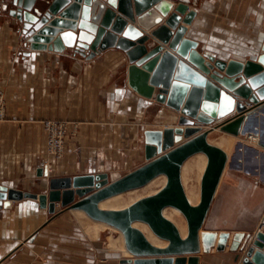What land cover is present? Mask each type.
Segmentation results:
<instances>
[{
    "label": "crops",
    "instance_id": "0c3cea01",
    "mask_svg": "<svg viewBox=\"0 0 264 264\" xmlns=\"http://www.w3.org/2000/svg\"><path fill=\"white\" fill-rule=\"evenodd\" d=\"M11 8V0H0V185L22 195L10 205L5 204L9 199L0 200V264H120L131 255L112 248L125 244L119 229L104 221L89 223L85 211L64 207L61 201L51 212L49 201L42 204L40 196L48 194L52 177L107 172L116 179L147 161L145 131L176 126L159 116L178 115L150 96L148 77L157 60L151 69L135 64L131 70L126 53L116 47L92 59L49 50L44 43L33 47ZM191 8L196 12L192 23L181 24L201 52L240 61L264 53V0H197ZM47 120L72 127L60 158L49 152ZM244 130L257 136L250 138L255 144L234 153L226 150L229 161L201 230L217 238L209 251L202 246L198 264H241L245 250L230 248L236 234L264 230V103L247 113ZM184 164L183 184L197 204L207 156ZM224 221L234 223L221 225ZM107 228L112 230L108 241L101 240L100 232ZM223 232L230 235L226 248L218 250Z\"/></svg>",
    "mask_w": 264,
    "mask_h": 264
},
{
    "label": "water",
    "instance_id": "95a60500",
    "mask_svg": "<svg viewBox=\"0 0 264 264\" xmlns=\"http://www.w3.org/2000/svg\"><path fill=\"white\" fill-rule=\"evenodd\" d=\"M11 2L10 14L33 47L44 43L49 50H69L87 59L116 47L126 53L131 70L135 64L151 69L157 60L148 77L150 96L178 113L176 126L145 131L147 161L142 165L116 179L107 172L52 177L48 194L40 196L41 203L49 201L54 212L56 202L61 201L64 207L82 209L91 218L121 230L131 256L123 257L120 264H198L202 246L209 251L217 238L216 233L201 230L229 161L224 148L208 141V133L220 127L240 135L246 128L247 113L264 103V53L256 60L240 61L201 52L199 42L187 37V27L181 24L182 20L192 23L196 12L191 4L197 0ZM57 14L59 17L50 24ZM63 25L67 28H57ZM37 31H41L39 35ZM132 86L139 91L134 83ZM198 152H204L208 160L201 180V199L193 204L183 184L182 167L188 157ZM159 175H165L167 180L157 192L122 209L100 207L101 200L144 186ZM21 195L0 185V200L9 199L6 205ZM167 206L180 209L186 217L185 237L165 216ZM136 220L146 222L168 244L151 242L134 226ZM229 235H219L218 250L226 248ZM230 248L245 250L241 264H264V230L254 235L236 234ZM239 258L238 253L236 260Z\"/></svg>",
    "mask_w": 264,
    "mask_h": 264
},
{
    "label": "bare ground",
    "instance_id": "6f19581e",
    "mask_svg": "<svg viewBox=\"0 0 264 264\" xmlns=\"http://www.w3.org/2000/svg\"><path fill=\"white\" fill-rule=\"evenodd\" d=\"M177 117H178V115L175 113H162L159 116V121H161V122L167 121L171 124V123L177 122ZM214 129H219V130H214ZM233 135L239 136V135L232 134L230 132L223 131L220 129V127H213L209 130L207 138H208V141L210 143L221 146L225 150L229 151L234 144L235 137ZM250 136H251L252 140H256V138H257V136H255V135H250ZM203 153L204 152H198V153L191 155L190 157H188L186 159V161L184 163H188V162L190 163L191 160L193 159V157L199 156ZM184 165L185 164H183V166ZM182 169H183V167H182ZM166 180H167V178L165 175H159L144 186L133 188V189L115 194L113 196L107 197V198L101 200L99 205L101 208H105L107 205L127 203V205H124V206H121L118 208H106V209H122V208H125V207L129 206L130 204H132L133 202H135L136 200H138L139 198L146 196V195H149V194H153V193L157 192L158 190H160L162 188V186H164V184L166 183ZM186 193L188 195L189 200L193 203V194L191 192H186ZM163 212H164L165 216H167L169 219H171L173 222H175V224L178 226L179 230L181 231V234L185 235L186 233H188L187 220H186V217L184 216V214L181 212L180 209L173 207V206H167L164 208ZM91 219H93V218H91ZM99 221H101V220H99ZM96 222H97V220L93 219L89 223H96ZM133 224H134V226L140 228L147 235V237L151 240V242H153L154 244L164 245L168 242L167 240L161 239L158 236H156L146 222L136 220V221H134ZM108 225H110V224H108ZM124 242H125V240H124ZM113 247H119V248L123 249L125 253L130 254V252L126 249L125 244L115 245V246H112V248Z\"/></svg>",
    "mask_w": 264,
    "mask_h": 264
},
{
    "label": "built area",
    "instance_id": "2783aa9c",
    "mask_svg": "<svg viewBox=\"0 0 264 264\" xmlns=\"http://www.w3.org/2000/svg\"><path fill=\"white\" fill-rule=\"evenodd\" d=\"M3 117L4 108L3 104L0 102V118ZM44 126L48 133L49 152L56 158L62 157L65 151L66 137L72 128L70 123L62 120H47Z\"/></svg>",
    "mask_w": 264,
    "mask_h": 264
},
{
    "label": "rangeland",
    "instance_id": "374dc122",
    "mask_svg": "<svg viewBox=\"0 0 264 264\" xmlns=\"http://www.w3.org/2000/svg\"><path fill=\"white\" fill-rule=\"evenodd\" d=\"M1 119V118H0ZM45 127V126H44ZM77 127H74L73 128V131L72 132H75L77 129H76ZM253 144H255L254 143V141H252L251 139H250V137L245 133V130H243L241 133H240V137H236L235 138V142H234V144H233V146L231 147V149H230V153H234V152H236L237 150H242V149H247V148H249L250 147V145H253ZM207 156V155H206ZM207 165V164H206ZM206 168V167H205ZM111 174L112 173H109V175H110V177H112L111 176ZM112 179V178H111ZM92 221V219H89V222H91ZM221 223V225H227V224H230V223H234V222H220ZM112 232V230L111 229H109V228H107V229H104V230H101V232H100V238H101V240H106V241H108V237H109V235H110V233ZM113 234L114 235H117V234H119L117 231H113Z\"/></svg>",
    "mask_w": 264,
    "mask_h": 264
}]
</instances>
